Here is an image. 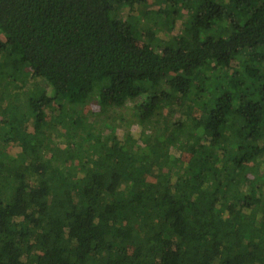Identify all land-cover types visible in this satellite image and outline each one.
<instances>
[{
	"label": "trees",
	"instance_id": "obj_1",
	"mask_svg": "<svg viewBox=\"0 0 264 264\" xmlns=\"http://www.w3.org/2000/svg\"><path fill=\"white\" fill-rule=\"evenodd\" d=\"M147 3L0 0V264H264V0ZM93 96L143 137L78 116Z\"/></svg>",
	"mask_w": 264,
	"mask_h": 264
},
{
	"label": "rangeland",
	"instance_id": "obj_2",
	"mask_svg": "<svg viewBox=\"0 0 264 264\" xmlns=\"http://www.w3.org/2000/svg\"><path fill=\"white\" fill-rule=\"evenodd\" d=\"M150 0H147V4L148 6L155 7L156 5L154 4L155 0H153V2H149ZM230 0H227V2H229ZM184 13H186L185 11H183ZM184 24V19L179 18L176 24V28L178 29L179 27L183 26ZM166 28V27H165ZM136 44L138 46L142 45L141 41H136ZM25 75L21 78V82L23 83H29L28 82V75L32 74V70L29 68H26L24 70ZM38 89L40 90H47L48 94L51 95L52 97H56L58 96L55 91L47 85L45 83H43L42 81H39V85L37 86ZM59 97V96H58ZM134 104L133 103H129V105L124 109V110H113L111 109L109 112L106 109H101V107L99 106L97 97H92L88 100H84L80 103V105L77 107V115L78 116H84L87 115L89 121H91L92 123H94L97 128H102L104 126V123L107 121H111L112 117L116 114L121 113V117L118 118L117 120L114 119L113 125L117 124V131H116V135L120 136V137H126L129 135L132 136H136L138 138L143 137V132L145 130L148 129V123L146 121H143L137 117L133 116V109ZM168 112L170 110H167ZM47 113V112H46ZM42 114V116L40 117V120L38 121V123L34 126L28 129L29 134L31 135V133H34L35 137L37 138V140L42 143V135L47 134L49 131V124H50V116L49 113L48 114ZM197 114V113H195ZM189 118H193V116L191 115V117H186V114L181 111V110H174L172 111L171 115L169 118L167 119H162L161 120V124L163 125V123L167 126L168 130L165 132V137L169 136V134L171 133L173 127L171 126L172 124H174L175 122H177L178 120H187ZM169 119V120H168ZM192 119H190L189 121H186V124L182 127V131L185 132V136L188 140H197V135L196 132L194 130L193 125L191 124ZM67 129V124H60L58 125L56 128H54L51 132V136L52 138L55 140V142H60L59 146L62 148L63 153L66 152V148L69 144H72L74 140H72L71 138H69V136L67 135V133L65 132V130ZM157 129V128H156ZM106 130V129H105ZM155 129L153 128V131ZM110 135L111 132L107 129L105 132L102 133V143L106 144V142L110 140ZM32 136V135H31ZM21 139V138H20ZM30 139V138H29ZM19 141V140H18ZM29 140L24 141L25 143H27ZM24 143V144H25ZM13 146H6L4 149V152L2 153L3 157H7L8 153L10 151H12L13 149H15L14 147H16L18 145V143H14L12 144ZM172 154L179 155V154H183L185 156V158H187L189 155L186 154L188 153V151H186V153L184 154V151H180L177 149H172ZM67 159V154H65L64 157V161H66ZM122 163L126 164H131V161L129 160V162H127V159L125 158V156L123 155L122 158ZM162 164H172L171 160L166 159ZM258 200V197L256 199H253V201Z\"/></svg>",
	"mask_w": 264,
	"mask_h": 264
}]
</instances>
